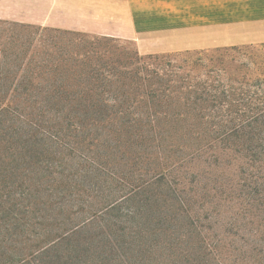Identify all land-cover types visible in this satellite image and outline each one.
<instances>
[{
    "label": "rangeland",
    "instance_id": "374dc122",
    "mask_svg": "<svg viewBox=\"0 0 264 264\" xmlns=\"http://www.w3.org/2000/svg\"><path fill=\"white\" fill-rule=\"evenodd\" d=\"M97 35L0 11V264H264V42L180 52L169 115L83 113L77 54L167 68Z\"/></svg>",
    "mask_w": 264,
    "mask_h": 264
},
{
    "label": "crops",
    "instance_id": "0c3cea01",
    "mask_svg": "<svg viewBox=\"0 0 264 264\" xmlns=\"http://www.w3.org/2000/svg\"><path fill=\"white\" fill-rule=\"evenodd\" d=\"M8 16L135 43L141 55L264 42V0H0Z\"/></svg>",
    "mask_w": 264,
    "mask_h": 264
},
{
    "label": "trees",
    "instance_id": "16d2710c",
    "mask_svg": "<svg viewBox=\"0 0 264 264\" xmlns=\"http://www.w3.org/2000/svg\"><path fill=\"white\" fill-rule=\"evenodd\" d=\"M84 36V35H82ZM117 38L114 36L97 35L85 40L86 43L109 44L115 42ZM182 53V52H181ZM180 52L167 53L166 55L159 56V54L141 55L137 53V63L140 61L148 60H166L167 68L162 64L150 66L146 61L143 62L141 67L137 69H128L124 67L119 71L110 64L111 67H106L107 64L101 63H88V54H77L78 59H75L77 65H83L78 68H83L77 73L76 82V95L71 99L75 107L80 112L97 111L107 109L111 106L114 111H123L124 105L128 103L134 96V99H142L152 104H147V110L153 111L155 114H167L174 110L169 106L166 108L158 107L157 104H162L166 98L174 97L175 93H183V90L191 89L190 92L197 91V84H191L188 76H181L180 72L174 70L178 58L181 56ZM188 53V52H187ZM157 55V56H154ZM202 57L192 61L193 63H200ZM188 57H184V62L190 61ZM84 62V63H83ZM181 68L182 66H177ZM134 74V77L132 76ZM129 76V77H128ZM133 79L129 84L124 81ZM137 79V80H136ZM204 101V99H203ZM128 109L133 108L128 104ZM156 106V107H154ZM179 111L186 113L184 109L179 108Z\"/></svg>",
    "mask_w": 264,
    "mask_h": 264
},
{
    "label": "built area",
    "instance_id": "2783aa9c",
    "mask_svg": "<svg viewBox=\"0 0 264 264\" xmlns=\"http://www.w3.org/2000/svg\"><path fill=\"white\" fill-rule=\"evenodd\" d=\"M0 54H1V50H0Z\"/></svg>",
    "mask_w": 264,
    "mask_h": 264
}]
</instances>
